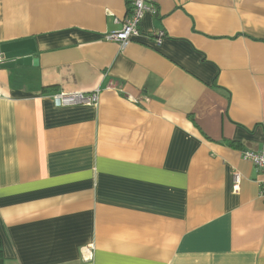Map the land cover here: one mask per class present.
<instances>
[{
	"label": "crops",
	"instance_id": "0c3cea01",
	"mask_svg": "<svg viewBox=\"0 0 264 264\" xmlns=\"http://www.w3.org/2000/svg\"><path fill=\"white\" fill-rule=\"evenodd\" d=\"M156 6L122 48L126 0H0L4 264H264V0Z\"/></svg>",
	"mask_w": 264,
	"mask_h": 264
},
{
	"label": "built area",
	"instance_id": "2783aa9c",
	"mask_svg": "<svg viewBox=\"0 0 264 264\" xmlns=\"http://www.w3.org/2000/svg\"><path fill=\"white\" fill-rule=\"evenodd\" d=\"M157 0H130L129 11L126 19L122 22V27L119 31H112L106 35L105 39L108 42H114L120 47H126L131 41L140 37L139 26L146 14L151 16L157 15ZM158 38L154 42L156 46L161 44L163 33H158ZM2 64V58H0ZM54 104L58 107H77V106H96L99 101L97 91L83 93H59L51 97ZM242 158L250 162L258 172L264 175V146L257 151H243ZM240 183L238 174L233 176L234 188H237ZM260 196L264 197V183L260 188ZM81 256L84 261L92 259V250L90 247L81 249Z\"/></svg>",
	"mask_w": 264,
	"mask_h": 264
},
{
	"label": "water",
	"instance_id": "95a60500",
	"mask_svg": "<svg viewBox=\"0 0 264 264\" xmlns=\"http://www.w3.org/2000/svg\"><path fill=\"white\" fill-rule=\"evenodd\" d=\"M20 44H7L0 47V52L3 54V58L7 63L2 65L3 68H13L15 66H31L32 59L29 57L33 52L26 53H16L15 50Z\"/></svg>",
	"mask_w": 264,
	"mask_h": 264
},
{
	"label": "trees",
	"instance_id": "16d2710c",
	"mask_svg": "<svg viewBox=\"0 0 264 264\" xmlns=\"http://www.w3.org/2000/svg\"><path fill=\"white\" fill-rule=\"evenodd\" d=\"M126 6L128 7V11H129L130 0H126ZM0 264H4L1 239H0Z\"/></svg>",
	"mask_w": 264,
	"mask_h": 264
}]
</instances>
